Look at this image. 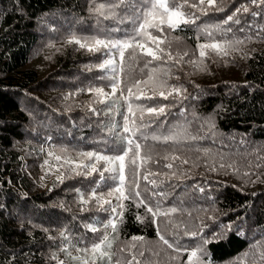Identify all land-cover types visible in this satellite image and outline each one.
<instances>
[{
	"label": "trees",
	"instance_id": "16d2710c",
	"mask_svg": "<svg viewBox=\"0 0 264 264\" xmlns=\"http://www.w3.org/2000/svg\"><path fill=\"white\" fill-rule=\"evenodd\" d=\"M100 2L103 0H97ZM90 3L91 0H0V264H57V260L74 264L60 251L66 244L61 231L72 245L90 248L99 242L103 232L93 233L84 225L94 223L100 227L110 218V209L99 212L94 201L87 206L88 211L81 212L75 191L81 189L87 198L99 176H78L61 183L56 177L61 172L72 175L71 169L57 171L63 159L57 162L48 155H62L61 149H67L79 163L77 152L106 150L109 146L101 143L109 139L102 126L109 117L89 111L96 97L88 91L90 87L103 88L111 93L110 81L101 79L110 73L98 67L107 57L67 43L71 33L102 38L96 18L89 14ZM198 3L199 0H188L183 9L200 17L195 24L183 30H165L173 41L170 48L167 43L163 45L165 51H170L176 60L183 57L182 62H167L165 56L150 65L167 71L166 87L156 90L154 101H135L167 109L149 134H168L176 126L187 130V136L178 143L140 141L146 143L143 153L147 155L150 150L152 156L140 170L143 197L150 200V206L160 200L162 208L175 206L180 211L171 217H157V223H153L145 208L125 201L127 211L111 249L112 264H127L133 253L140 264H187L188 253L201 245L210 254L212 264H233L246 252L244 264H264L259 259L264 251V5L259 0L257 4L251 0H217V6L225 8L217 12L207 8L205 0L207 15H201L191 7ZM242 6H247L249 12H240L239 24L230 22L225 26L233 31L226 37L215 33V39H253L237 45V51L229 50L225 57L209 50L203 59V70L195 67L191 61L199 59L197 44L211 42L201 28L221 23ZM116 26L112 21L100 25ZM150 59L133 61L126 68L124 95L136 81L147 79L150 69H144V65ZM173 88L183 89L184 98L173 93L165 100L158 94H167ZM134 92L140 95L135 89ZM146 94L153 95L150 87ZM92 107L107 111L103 104L92 103ZM125 111L126 107H122L121 112ZM114 119L123 122L118 113ZM172 156L179 159L172 160ZM185 160L187 163H183ZM169 163L173 164L171 169L166 167ZM146 173L156 174L150 179H155L159 187L153 189L143 180ZM113 186L109 182L100 191L106 194ZM153 191L165 192L167 198L153 197ZM105 198L116 204L114 198ZM137 216L144 217V222ZM229 224L233 228L226 232ZM157 228L179 247V252L159 240ZM192 232L197 235H186ZM133 236L144 238L135 249L130 246ZM214 236L218 242L203 243ZM76 247L69 249L72 256L81 255ZM53 254L57 259L52 258ZM204 259L207 264L208 258Z\"/></svg>",
	"mask_w": 264,
	"mask_h": 264
},
{
	"label": "snow or ice",
	"instance_id": "6c2138e0",
	"mask_svg": "<svg viewBox=\"0 0 264 264\" xmlns=\"http://www.w3.org/2000/svg\"><path fill=\"white\" fill-rule=\"evenodd\" d=\"M251 3L257 4V0H251ZM259 3L264 5V0H259ZM186 6H188V0H183V2H179V0H103L100 3H97V0H91L88 11L90 16L96 18L97 28L102 33V38L101 36H79L76 33H71L67 39V43H74L80 49H86L93 54L100 53L107 57L98 67L105 73H110V75L102 76L101 79H108L111 86L110 94L106 93L103 88L90 87L88 89L89 92L95 93L96 99L92 103L103 104L107 109V111L97 109L92 107V103L89 104L90 112L97 115L103 112L105 116L109 117V122L102 125L107 130L109 139L108 141H101V143L108 144V148L106 150L77 152L75 155L79 158V163L68 155L67 149H61L62 155H54L53 152L48 153L49 156H54L57 162L63 159V163L56 167L57 171H60L61 168L71 169L72 175H68L67 172H61V175L56 177L61 183L65 179H72L78 176L93 177L94 174L99 176V179L95 182V187L88 193L87 198L81 189L75 190L78 202L82 206L81 212L88 211L89 208L87 206L93 201L95 202L96 210L99 212H109L110 209V218L106 223L101 222L100 227H97L94 223L84 225L88 231L93 233L103 232L99 242L92 243L90 248H78L72 245L65 231H61L60 236L66 244L60 251L64 252L74 264H97L98 261L99 264H112L114 253L111 249L118 238L119 225L123 223L124 213L127 211L125 201H131L137 208H145L146 214L151 215L153 223H157V217H171L172 214L180 211L175 206L167 209L162 208L160 200H157L154 206H150V200H146L143 197L139 186L140 170L152 160V156L150 150L147 155L143 153L146 143H141L140 141L146 142L151 139L157 143H178L187 136V130L182 126H176V129H170L168 134L155 131L149 134L152 125L159 124L160 119L166 115L167 109L164 106L159 108L146 107L135 103V101H154L156 90L162 89L167 85V79L165 78L167 71L162 67L150 68L153 62L162 61L165 56H167V62H173L174 60L176 63L182 62L183 57L176 60L170 51H165L163 45L167 43L170 48L173 42L165 35L166 29L171 31L183 30L200 19L194 13L183 11ZM204 6L205 0H199L198 4L191 5L192 8L198 9L201 15H207V10ZM207 8H213L217 12L225 11L224 7L217 6V0H207ZM240 12L247 13L249 9L247 6H242L237 8L232 15L227 16L221 23L201 28V33L211 42L197 44L199 59L191 61L195 67L203 70V59L209 55V50L219 57H225L229 55V50L237 51V45L244 43L245 40L251 41L253 39L251 36L245 37L244 40L233 38L231 40L218 41L215 39V33H220L226 37L228 33L233 31L231 27L225 26L229 25L230 22L239 24L238 14ZM103 21L115 22L117 26L114 28H101L100 25ZM124 25H130V27H123ZM152 30H155L159 35H154ZM174 39L178 41L179 37ZM187 55L188 53H184V56ZM117 56L119 63H117ZM146 57L151 58L144 65V69H150L147 79L136 81L135 85L127 89V95H124L123 83L127 79L124 75L126 68L132 66L131 62ZM144 69H141V71ZM142 85L144 86L143 88ZM148 87L153 91L151 96L146 94ZM134 89L140 95H136ZM118 91L120 92L119 98L117 97ZM183 91L181 88H173L167 94L164 91H159L158 94L165 100L172 96L173 93L183 99ZM122 107H126L125 112H121ZM117 113L122 115V123H118L114 119V114ZM137 113H139V117H137ZM146 116L148 117L147 121L145 120ZM210 126L212 125L210 124ZM190 138L196 139V137ZM105 151H110L114 154H105ZM165 159H168V157L166 156ZM171 159L176 160L179 157L172 156ZM48 163L46 160L45 164ZM183 163H187V160L183 161ZM221 166L223 167V165ZM166 167L171 169L173 164L169 163ZM154 175L156 174L146 173L142 178L151 184L153 189H156L159 187L157 181L150 179ZM172 175L175 176V173H172ZM109 182H112L114 186L110 187L106 194L101 192V187L107 186ZM133 183H135V188L132 187ZM163 183L164 181L161 180L160 184ZM146 191L147 188H145ZM167 195L165 192H152L153 197L158 196L161 199H166ZM105 196L114 198L116 204L113 205V200L106 199ZM144 219V217L137 216V220L141 223L144 222ZM232 228V224L227 225L226 232H230ZM226 232L222 235H226ZM186 235L196 236L197 233H186ZM157 236L168 248H174L177 252L180 251L179 247L174 246L161 234L159 228H157ZM143 240L142 236H133L130 242L131 249L137 248L138 244L143 242ZM213 242H218V238L214 236L212 239L203 241L205 245ZM70 247H76V252L81 255L72 256L69 251ZM253 247L258 248L260 245H254ZM121 251H124V249H121ZM140 255L143 256L144 253L141 252ZM247 256L248 253L246 252L243 257L234 261L233 264H244V257ZM205 257L208 258L207 264H212L207 250L202 245L198 246L188 253L187 264H205ZM52 258L57 259L55 254H53ZM172 259H175V257H172ZM259 259L264 262V251L260 252ZM57 264H66V262L57 260ZM116 264H121V262L117 261ZM127 264H140L135 253H133L132 259L127 261Z\"/></svg>",
	"mask_w": 264,
	"mask_h": 264
},
{
	"label": "bare ground",
	"instance_id": "6f19581e",
	"mask_svg": "<svg viewBox=\"0 0 264 264\" xmlns=\"http://www.w3.org/2000/svg\"><path fill=\"white\" fill-rule=\"evenodd\" d=\"M254 24V23H253ZM234 78V77H233Z\"/></svg>",
	"mask_w": 264,
	"mask_h": 264
},
{
	"label": "rangeland",
	"instance_id": "374dc122",
	"mask_svg": "<svg viewBox=\"0 0 264 264\" xmlns=\"http://www.w3.org/2000/svg\"><path fill=\"white\" fill-rule=\"evenodd\" d=\"M81 25V24H80Z\"/></svg>",
	"mask_w": 264,
	"mask_h": 264
}]
</instances>
